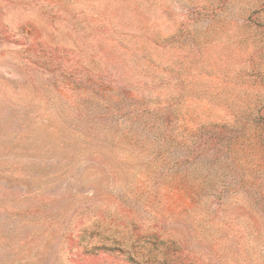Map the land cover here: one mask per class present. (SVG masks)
Segmentation results:
<instances>
[{
	"label": "rangeland",
	"instance_id": "obj_1",
	"mask_svg": "<svg viewBox=\"0 0 264 264\" xmlns=\"http://www.w3.org/2000/svg\"><path fill=\"white\" fill-rule=\"evenodd\" d=\"M0 264H264V0H0Z\"/></svg>",
	"mask_w": 264,
	"mask_h": 264
}]
</instances>
